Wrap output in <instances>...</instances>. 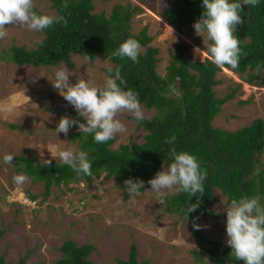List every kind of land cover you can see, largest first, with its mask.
<instances>
[{
    "label": "rangeland",
    "instance_id": "rangeland-1",
    "mask_svg": "<svg viewBox=\"0 0 264 264\" xmlns=\"http://www.w3.org/2000/svg\"><path fill=\"white\" fill-rule=\"evenodd\" d=\"M173 0H92L93 12L109 15L117 3L137 5L141 11L131 18V31L136 34L146 28L152 40L149 46L158 49L156 70L160 75L170 62L177 41L189 44L184 57L193 61H203L206 56L197 57L194 48L204 50L203 38L196 35L190 25L177 28L165 19L163 9L170 8ZM35 8L56 17V12L47 0H34ZM9 35L0 40V256L6 262L16 263L24 258L26 264H56L60 258V246L65 240L78 245L92 244L94 250L89 255L92 264H116L118 259H127L131 244L136 245L138 261L148 260L151 264H201L192 251L199 252L203 262H212L207 255L205 243L194 238L193 224L175 212L168 211L172 195L157 202L155 193L144 182L139 194L129 196L124 182L116 177H107L105 172L85 180L68 184H52L45 190L44 183L33 181L32 177L23 184L13 180L24 173L17 169V157L32 159L42 163L52 158L53 146L61 149L81 151L79 140L73 139L78 125L69 129L68 135L56 134L55 128L62 116L79 120L74 107L58 94L52 86L55 71L67 66L72 83L85 79L102 84L105 69L112 63L97 55L89 60L79 54H71L73 65L19 66L9 59L11 46L36 48L42 41V31H29L26 27L9 26ZM145 47H141L143 52ZM221 80L214 86L217 97H222L236 84L240 89L232 99L221 106L213 118L212 125L234 131L261 118L264 123V86L246 83L245 77L226 67L216 75ZM262 80L261 77L258 78ZM25 96L29 97L27 99ZM241 101H246L242 103ZM144 117L150 119L154 108L141 105ZM127 131L115 136L113 149L131 141H145V131L137 125L134 117L127 112L117 117ZM14 125V126H12ZM42 153V155H41ZM5 154L14 156L12 164L4 163ZM264 161V150L259 156ZM162 166H167L162 164ZM162 166L159 170H161ZM158 170V171H159ZM29 194L35 196L34 199ZM259 203L264 207V200ZM226 196L220 189H214V198L209 201L208 215H200L201 234L211 241L222 242V250L227 249ZM225 264H242L227 262Z\"/></svg>",
    "mask_w": 264,
    "mask_h": 264
},
{
    "label": "trees",
    "instance_id": "trees-1",
    "mask_svg": "<svg viewBox=\"0 0 264 264\" xmlns=\"http://www.w3.org/2000/svg\"><path fill=\"white\" fill-rule=\"evenodd\" d=\"M47 1L56 12L57 22L42 30L44 37L36 48L11 46L9 59L19 66H57L62 63L72 66L71 54H79L89 60L100 55L112 63L113 75L119 67L125 81L120 86L124 90L131 89L138 93L141 105L156 110L150 119L136 120L137 125L147 131L142 143L131 141L113 149L111 145L115 137L105 143H97L93 134L79 131L74 133L72 138L79 140L80 150L87 153L91 162L92 176L105 172L107 177H116L120 182L128 178L146 181L155 176L162 164L168 165L171 162L169 153L172 147L177 152L184 151L196 156L201 168L207 169L203 196L197 194V198L200 197L198 208L187 214L190 203H196L197 198L179 192L172 195L168 211L200 226L199 230L193 227L192 234L197 242L209 245L206 252L213 258L212 262L205 263L199 252L192 251L201 264H225L228 261L243 264L231 256L230 246L221 251L222 242L202 236L199 222L200 215L211 213L208 204L214 198L215 188L226 196L228 205L233 198L239 199L242 196H255L261 202L264 200V161L259 158L264 150L263 120L257 118L234 131L212 125L222 104L232 99L241 85L236 84L224 96L217 97L213 87L221 82L216 77L221 68L207 57L203 61L185 58L184 54L190 46L180 40L170 52V62L165 73L160 75L156 70L158 49L149 46L152 38L147 35L146 28L136 34L131 31V18L141 11L137 5L117 3L110 14L106 15L93 12L92 0ZM35 10L47 14L37 8ZM202 11V0H173L170 8L163 9L162 14L179 29L184 25H194ZM240 15L244 23L237 26L235 33L240 41L239 64L235 69L228 65L225 67L241 76L245 74L241 79L246 83L264 86V0H259L255 7L244 6ZM60 17L64 20H60ZM129 37L145 47L143 52L140 51L138 63L127 57L113 56L120 43ZM117 83L120 84L119 81ZM78 119L85 122L82 117ZM172 137H175L173 144L165 143ZM20 163L22 166L17 169L22 170L27 177H32L33 181L43 182L45 190L52 184L91 181V177L77 175L61 162H52L50 166L42 167V163L36 164L32 159L19 155L17 164ZM29 197L35 198L32 194ZM2 234L0 230V237ZM93 250L92 244L78 245L70 239L65 240L60 246L61 256L56 264H92L89 255ZM0 264L26 263L24 258L11 263L0 256ZM116 264L151 263L148 260L138 261L136 245L131 244L127 259H118Z\"/></svg>",
    "mask_w": 264,
    "mask_h": 264
},
{
    "label": "clouds",
    "instance_id": "clouds-1",
    "mask_svg": "<svg viewBox=\"0 0 264 264\" xmlns=\"http://www.w3.org/2000/svg\"><path fill=\"white\" fill-rule=\"evenodd\" d=\"M259 0H202V14L194 23L196 35L203 38L204 50L194 48V53L200 57L206 56L219 68L226 65L235 69L238 67L241 55L240 41L235 35L237 26L243 25L240 12L244 6L255 7ZM64 20L63 17L59 18ZM57 18L48 14H41L35 10L34 0H0V40L5 39L9 26L26 27L29 31H42L51 27ZM65 26L67 22L64 21ZM141 46L134 38H127L120 43L113 56L130 58L138 63ZM260 68L258 66L257 71ZM102 84L91 80L79 79L72 83V76L67 66L55 71L52 86L62 96L85 122L62 116L55 128L56 134L68 135L69 129L78 125L79 132L93 134L97 143H105L113 139L117 134L127 131L125 124L118 119L123 112L130 113L135 120L141 121L144 112L138 99V93L131 89L124 90L120 85L125 81L117 67L113 75L111 67L107 70ZM120 82V84L117 83ZM24 95V93H23ZM25 96V95H24ZM30 100L29 97L25 96ZM175 137L167 139L165 143L173 144ZM52 158L70 167L77 175L92 176V165L84 151L61 149L53 146ZM42 155V153H41ZM171 162L162 166L155 176L147 183L150 191L155 193L157 202L164 203V198L172 192H184L189 197L203 196V182L207 178V169H202L197 157L188 152H177L175 147L170 149ZM14 156L5 154L4 163L12 164ZM52 163L51 159L43 160L41 166L47 167ZM259 170L257 169V172ZM13 180L17 184H23L28 180L26 175H16ZM144 186L142 180L128 178L124 181V189L129 196L139 194ZM200 197L196 203H190L187 214L194 212L200 203ZM227 245L231 248V256L243 264H264V207L259 203L258 197L242 196L233 198L225 207ZM197 230L200 226L193 225Z\"/></svg>",
    "mask_w": 264,
    "mask_h": 264
},
{
    "label": "bare ground",
    "instance_id": "bare-ground-1",
    "mask_svg": "<svg viewBox=\"0 0 264 264\" xmlns=\"http://www.w3.org/2000/svg\"><path fill=\"white\" fill-rule=\"evenodd\" d=\"M197 57H200V56L196 54V58H197ZM202 57H203V56H202Z\"/></svg>",
    "mask_w": 264,
    "mask_h": 264
}]
</instances>
